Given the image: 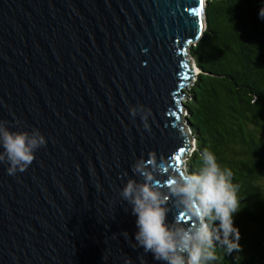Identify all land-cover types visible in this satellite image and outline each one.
<instances>
[{"label": "water", "instance_id": "1", "mask_svg": "<svg viewBox=\"0 0 264 264\" xmlns=\"http://www.w3.org/2000/svg\"><path fill=\"white\" fill-rule=\"evenodd\" d=\"M206 5L0 0V122L46 140L23 172L0 162V264H166L136 246L137 216L120 193L142 182L139 159L155 160L165 193L181 170L195 73L186 47L206 30ZM139 105L151 111L148 129L131 115ZM167 207L166 223L187 226Z\"/></svg>", "mask_w": 264, "mask_h": 264}, {"label": "trees", "instance_id": "2", "mask_svg": "<svg viewBox=\"0 0 264 264\" xmlns=\"http://www.w3.org/2000/svg\"><path fill=\"white\" fill-rule=\"evenodd\" d=\"M264 0H207V26L191 48L198 68L184 93L198 171L208 149L233 173L240 210L233 215L242 251L217 247L210 264H264ZM184 96V97H185ZM218 223V222H217Z\"/></svg>", "mask_w": 264, "mask_h": 264}, {"label": "clouds", "instance_id": "3", "mask_svg": "<svg viewBox=\"0 0 264 264\" xmlns=\"http://www.w3.org/2000/svg\"><path fill=\"white\" fill-rule=\"evenodd\" d=\"M259 15L264 19V7ZM130 112L133 117L140 113L145 129L149 128L150 110L139 105ZM45 145V137L38 129L30 133L10 131L5 121L0 122V162L9 165V175L25 171L35 158V150ZM200 161L198 171L184 169L171 176L165 193L153 178L155 160L139 159L132 171L142 182L130 178L120 193L137 216L136 246L166 264H210L217 259V247L228 255L242 251L240 232L233 223V215L241 208L238 186L232 183L233 173L222 169L208 149L200 154ZM169 200L181 210L187 226L176 218L166 223ZM124 235L127 237L126 232Z\"/></svg>", "mask_w": 264, "mask_h": 264}, {"label": "rangeland", "instance_id": "4", "mask_svg": "<svg viewBox=\"0 0 264 264\" xmlns=\"http://www.w3.org/2000/svg\"><path fill=\"white\" fill-rule=\"evenodd\" d=\"M205 32V31H204ZM195 45V43H189L186 47V59L187 61L190 63V65L192 66V68L194 69L195 73L193 74V78L191 79V83H193L194 81V78L195 76L197 75L198 73V68L195 64V61L193 60V57L191 55V48ZM187 88L184 90V92L187 91L188 86H186ZM186 99V96L184 97V100ZM186 112L185 110H182V117H181V120H182V124L184 126V128H187V123H186ZM188 131H189V128H188ZM189 133L191 134V131H189ZM189 139H190V142H191V145H190V148L189 150L187 151V153L184 155L183 159H182V163H181V170H184V169H187V166H186V161L188 160V157L192 154V152L194 151V139L191 137V135L189 136Z\"/></svg>", "mask_w": 264, "mask_h": 264}, {"label": "snow or ice", "instance_id": "5", "mask_svg": "<svg viewBox=\"0 0 264 264\" xmlns=\"http://www.w3.org/2000/svg\"><path fill=\"white\" fill-rule=\"evenodd\" d=\"M198 3H199V5H200L201 7L203 6V0H198ZM195 14H196L197 16H199V15H200V12H199V11H196ZM180 152H181V153L184 152V149L181 148V149H180ZM175 159H176V161H177V164H179L180 159H181L180 155H177V156L175 157Z\"/></svg>", "mask_w": 264, "mask_h": 264}]
</instances>
